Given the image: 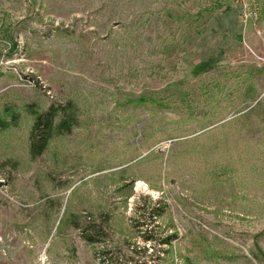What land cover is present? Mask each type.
Listing matches in <instances>:
<instances>
[{
	"label": "rangeland",
	"instance_id": "rangeland-1",
	"mask_svg": "<svg viewBox=\"0 0 264 264\" xmlns=\"http://www.w3.org/2000/svg\"><path fill=\"white\" fill-rule=\"evenodd\" d=\"M255 6L245 19L235 0H0V112L20 113L0 129V264H100L99 249L147 243L134 209L157 200L147 228L176 234L163 264H264ZM67 100L72 132L31 158L25 106Z\"/></svg>",
	"mask_w": 264,
	"mask_h": 264
},
{
	"label": "trees",
	"instance_id": "trees-1",
	"mask_svg": "<svg viewBox=\"0 0 264 264\" xmlns=\"http://www.w3.org/2000/svg\"><path fill=\"white\" fill-rule=\"evenodd\" d=\"M144 100V98H141ZM146 100V99H145ZM77 106L72 100L50 104L45 109H36L34 104L25 106V111L32 116V123L28 137V152L31 158L42 155L48 148L51 140L61 134H69L76 125ZM20 113L15 107L5 106L0 112V129H5L18 122ZM158 205L147 207L145 205L135 206L132 226L137 230L140 237L147 243H131L127 245L128 251L119 248L99 249L95 255L100 264H163L160 253L166 251L161 246L171 244L176 234L162 235V231L156 230L155 226L149 227L151 222L161 217L167 211V203L157 200ZM89 224V223H88ZM76 227L79 225L76 224ZM158 227V226H157ZM145 228V229H142ZM92 229H82L81 236L89 244L100 242L101 239L92 234ZM151 248V252L149 251ZM155 255V256H154Z\"/></svg>",
	"mask_w": 264,
	"mask_h": 264
},
{
	"label": "built area",
	"instance_id": "built-area-1",
	"mask_svg": "<svg viewBox=\"0 0 264 264\" xmlns=\"http://www.w3.org/2000/svg\"><path fill=\"white\" fill-rule=\"evenodd\" d=\"M241 8V12L245 19L256 14L255 0H235Z\"/></svg>",
	"mask_w": 264,
	"mask_h": 264
}]
</instances>
